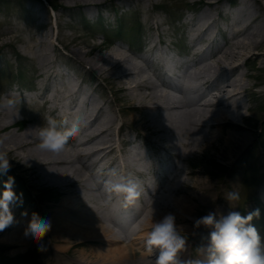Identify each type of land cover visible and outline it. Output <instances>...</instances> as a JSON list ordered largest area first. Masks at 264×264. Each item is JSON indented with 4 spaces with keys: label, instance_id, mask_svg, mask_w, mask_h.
Listing matches in <instances>:
<instances>
[{
    "label": "rangeland",
    "instance_id": "obj_1",
    "mask_svg": "<svg viewBox=\"0 0 264 264\" xmlns=\"http://www.w3.org/2000/svg\"><path fill=\"white\" fill-rule=\"evenodd\" d=\"M51 1L53 4H56L58 8L53 9V6L51 10ZM69 1L70 0H0V102H3L5 97L10 95H18L21 101L15 109L0 108L1 118L6 116L5 114L8 110L14 113L16 125L14 124L11 126L7 132L15 136L22 134L20 141L22 140V143L25 142L26 145L24 147V153L21 154L23 158L21 155H19L18 158L13 153L15 150L13 146H16L19 140L3 141L5 146L2 144L0 147L6 151L11 150V153L8 154L11 164L10 170L14 168L15 171L19 173V175L14 178V192L19 197L22 192L21 188L23 187L22 203H18L14 206L12 211L20 215L32 211V209H34L35 213L39 214L38 207L44 205V211L47 213L48 217H51L53 215V210L48 211V205L59 203L65 198L62 194V187H57V185L52 184V181L57 182L58 180L60 183L77 176L75 171L72 170L65 175H58L57 173L51 174V172L45 175L43 169H37L39 174L33 177L35 173H30L25 169L31 164L45 158V156H43L38 159L36 154L37 151L30 153V148L32 149L39 143L37 138V127L43 126V124L46 123L47 117L51 115L48 108L45 110V107L40 105L43 98L46 99L51 97L53 89H65L67 83H72V85H76L78 89L80 87V94H77L78 98L85 95L89 98V104L92 103L97 107L102 106L101 108L104 114L107 110V115L109 117H115L117 120L115 126L112 127L113 137L109 131L106 140H110V138L117 139V135L120 133L119 125H122V130L121 128L120 130L123 138H130L135 134L137 128L136 123H138V120L133 121V118L138 117L140 114L143 116L144 114L142 109L136 104L137 102L134 98L136 91L132 88L133 82H130L132 81L131 75L122 76L121 78V75L125 73L123 71H138L139 73H135V78H146L151 73L149 67L153 62H146L138 53H142L147 41L153 40L156 45L157 41H159L160 45L158 49L155 48L151 56L153 59L163 60V64H165L166 61H170L172 58H178L180 49L184 50L186 48L181 38L186 36V33L184 34L186 26L187 29L190 30L189 22L192 24V22H196L207 13L213 14L216 19V24L211 25L209 32L216 31L214 25L225 26V22L230 15L228 12L234 9L232 8L233 4L239 0H219L217 7L219 6L218 9H220V13H217L214 7L206 8V6H196L200 0H121L119 2H122L120 4V6L123 5L122 7H119V3L114 0H103L102 2L92 4L93 6L83 4H81V6H73L68 4ZM142 1H144V4ZM140 6H142V8ZM137 25L141 27V31L139 32L141 43H139V46L134 44V35L137 31ZM121 26L124 35H115V31L118 33ZM219 35L222 34L217 33V36ZM178 45L180 46L178 47ZM113 49L120 52L121 55L127 59L120 58L119 55H117L116 61H119L121 65L115 69L109 70L115 56L110 57L107 56V54L109 55ZM133 51H136V53ZM42 53L47 55V62L44 64H42L41 59L37 57L38 54ZM95 56H98L100 59L95 58ZM92 58H95V64L91 63L90 65L89 61L91 60L93 62ZM134 62L138 63L139 66L135 67L133 64ZM192 62L193 61L190 60L187 61L190 66L187 67L188 69L186 71H192V69L196 67L194 66V62ZM86 63H88L89 66ZM187 63H185V65ZM247 63L243 65L244 67L242 66L240 68V73H238L240 76L237 74L236 78H241L240 81L245 85L251 86L254 84L255 87L252 86L253 92L257 96L253 97L251 100H248L247 97H242L235 102L241 104L243 108H240L239 113L241 115L244 114L246 118L238 117L233 120L239 127H230V130L232 129L231 133L226 131L223 134L227 137L233 134L232 140H235V143L233 142L232 146H234V150H225L222 146L216 145L219 144L216 142L214 146H209L206 150L199 152L197 156L191 158L192 161L189 159L186 163H178V166L181 168L178 173L181 178L183 177L182 179L191 181L193 176L188 174V172L192 169H198L201 171V173H199L200 175H198L199 177L204 178L205 181L210 180L216 183V187L211 189L209 196L200 198L201 201H198L201 203L197 206L194 204L191 208L193 211L190 210V213L185 214L187 222L184 223L176 219L177 225L180 226L178 230L187 237L188 241V247L184 251L185 253L182 252L181 254V257L185 260L199 259L206 264V257L208 256H203L206 251L201 254L197 249L202 245L206 246L208 244V236L211 229L203 225L196 227L194 222L197 218L206 215L209 211L215 212L217 218L226 216L230 211H239L241 215H247L257 206L264 207V194L259 191L261 184H264V57L259 60L250 58L247 60ZM124 64L128 67H125ZM124 68L126 70H124ZM141 69L143 72L140 74L139 70ZM16 70L20 73L19 79L13 76ZM41 72H44L45 75L41 76ZM244 72L250 73L252 77H243L242 73ZM47 73H51L50 75L52 78L44 80ZM151 81L156 85L155 92L163 91V87H161L158 81ZM119 85L122 87L128 86L129 91L122 90L118 87ZM35 86L37 88L39 87V91L32 97L26 89L35 88ZM38 94H41V100L39 99V101H36L34 99H36V95ZM25 95L33 104H30L31 101L23 104L22 98ZM44 95L46 97H44ZM199 104L196 107L203 112L204 110L200 108L202 105ZM104 108L106 110H104ZM153 112L157 115L156 117L153 115L156 122L167 124L169 121L165 119V117L163 118L162 114L174 113V110L168 108L166 111ZM207 113L208 110H205L202 114ZM184 118L185 117L181 116L182 120H184ZM241 118L242 120L244 118V120L242 121ZM206 121H208V118L205 119V122ZM248 125L251 130L245 128ZM29 127H32L35 133L32 132V136L24 139L26 134H24V129H28ZM138 130L139 128H137V131ZM203 130L205 131L207 129ZM204 131H198V133L200 132L201 134L195 133V135L185 130V134L180 132L178 135L179 137L177 135L173 136H177L175 138H177L178 141L181 139L179 142H188L189 140L196 142L197 140L200 141L202 138L210 136L208 130ZM241 133L250 136L243 150H239L240 148L237 147V136L239 137ZM258 134L260 135L258 136ZM168 135L169 134H167V136ZM4 139L6 140V137ZM29 140H36V143L34 145L28 144ZM261 146H263V148ZM176 148L179 149L178 147ZM18 152L16 151V153ZM223 155L227 157L224 158ZM14 156L18 159L14 158ZM252 167L254 169H250ZM176 172L174 167L171 166L165 180L167 177L172 178ZM248 175L256 182L251 185L246 183V187H244L243 179ZM8 177V174H0V195H2L4 191V183L7 181ZM99 178L101 179L100 192L98 189L94 191L82 190L84 195L83 200H85V202H90V194L92 193L93 196L109 197V193L106 191V183H103L101 176H99ZM21 182L22 184H20ZM176 185L177 184H175V186ZM47 188H51L52 192H57L59 196H52V192L46 191L44 194H39L37 197L36 194L38 191ZM199 189L187 187L184 190L185 192L177 191V193H174L173 188L171 189L167 185L163 190L162 188H152L151 194L148 197V204L152 205L150 208L152 211L156 209L162 210L163 207H172L174 198H186V194H195L201 191ZM231 190H240L239 192L242 197L241 202L234 207L225 199L226 193ZM31 195H36V197L30 201ZM112 196L116 197L114 194H112ZM217 196L219 199L215 201ZM252 198H258V201L254 203L253 200H250ZM73 200L74 202L77 201V199ZM87 204L88 206L90 205L89 203ZM174 211L179 212L177 208H174ZM263 211L260 214L264 216ZM165 214L167 213L164 212V215ZM140 219L141 218L134 224V228ZM251 224L258 230L261 243L264 245V220L258 222L253 218ZM19 225L20 224L16 227L11 225L5 228L2 235H9V232L16 229ZM127 233L130 234L129 229ZM2 239H5V237L0 238L1 249L8 243L7 240L5 241ZM49 239V234L47 233L39 241L32 238L25 249L17 248L15 249L16 251L11 249L13 252L8 250V253L7 251L2 252L0 249V264H21L20 260L8 262L7 259L14 256L16 257V255L23 253V251L25 252V250L31 251L35 246V249H38L36 262L28 264H66V261L68 262L73 258H79L78 249L82 247L89 249L87 244L90 241H86L85 243L79 242L74 245L68 242L67 245H70V247L66 252L61 253L63 257L60 255L59 260L57 259L53 262V247L55 248V246L51 245ZM32 240H34V242H32ZM50 246L51 248H49ZM63 246H66V243H63ZM137 246L138 245H134L133 247L136 248ZM135 250L137 254L142 251Z\"/></svg>",
    "mask_w": 264,
    "mask_h": 264
},
{
    "label": "bare ground",
    "instance_id": "obj_2",
    "mask_svg": "<svg viewBox=\"0 0 264 264\" xmlns=\"http://www.w3.org/2000/svg\"><path fill=\"white\" fill-rule=\"evenodd\" d=\"M102 1L103 0H70L68 4L73 6H81V4L93 6L92 4ZM143 2L144 1H142V3ZM199 3L206 6V8L214 7L216 12L220 13V9H218L219 6L217 7L219 0H200ZM140 7L142 8V6ZM212 24H216V19L213 14L208 13L196 22H192V24L189 22L190 30L187 32V36L194 51L190 54L191 57H189L188 60L193 61L194 66H196L194 68L192 67V71H186L188 69L187 67L190 65L187 63L188 60H185L178 62L177 66H172L174 63L170 61H166L165 64L162 62V65L170 75L168 78L157 72L155 66L159 65L158 63L155 64L151 58V55H153L152 52L155 50L156 46V43L153 40L147 41L146 45L150 44V47L147 50V55L142 57L146 62H153L149 67L151 71L150 75L146 78L142 76L143 79H141L140 77L135 78V73H139L138 71H123L125 73L121 75V78L122 76L131 75L132 81L130 82H133L132 88L136 91L134 98L136 99V104L142 109L144 114L143 116L140 114L138 117L133 118V121L138 120V123H135L137 124V128H139L138 131L136 128L135 138L125 139L123 138V135L119 133L116 140L114 138L106 140L107 133H109V131L113 137L112 127L115 126L117 120L115 117H109L105 108L104 110H106V113L104 114L102 112L101 105V107H97L92 103L89 104V98L85 95L78 98L77 94L80 91V87L78 89V87H76V85H72V83H67V87L65 89H53L51 97L42 99L40 105L44 106L45 110L48 108V111L51 114L58 113V116L67 117L70 121L74 117L79 116L86 124V126L82 127V131L79 136L72 138L69 141L70 148L61 154L41 151L37 148V146L32 149L30 148V153L37 151L36 154L38 159L43 156H45V158L25 168L30 173H35V176L33 175V177H36V174H39L37 169H43L45 175L49 172H51V174L57 173L58 175H65L68 174L70 170L75 171L77 175L73 179H69L65 182L59 183L58 180L57 182L52 181V184L57 185V187H62V194L65 198H63L59 203L48 205V211L53 210V215L51 217H48L47 213L44 211V205H40L38 207L40 212L39 216L50 219L52 222V227L48 234L51 245L55 246V248L53 247V262L57 259L59 260L61 253L66 252L70 247V245H67L68 242L74 245L79 242L90 241L87 244L89 249L85 247L78 249L79 258H73L68 262L66 261V264H154L158 253L154 250L153 253L149 254L145 249L144 243L145 237L151 230L153 223L162 219L164 212L173 213L179 221L184 223L187 222L185 214L190 213V210L193 211L191 209L193 205L195 204L197 206L200 204L201 202L198 200L209 196L211 189L216 187V183L207 179V181H205L204 178L199 177L198 175H200L199 173H201V171L198 169H192L188 172V174L193 176L191 181L182 179L183 177L181 178L178 173L181 168H177L175 165L179 162H188L189 159L197 156L199 152L206 150L209 146H214L216 142L220 144L216 145L222 146L225 150H234V146H232L235 141L232 140L233 134H230L229 137L223 134L226 131L231 133L232 129L230 130V127H239L233 120L238 117H245L243 116L244 114L241 115L239 113L240 108H243L241 107V104L238 102L235 103L234 101L242 97H247L248 100H251L253 97L257 96L253 92L252 86L255 87L254 84L251 86L245 85L242 81H240L241 78H236V76L240 73V68L247 63L248 59L251 58L259 60L264 57V0H241L239 6L232 11L230 18H228L225 22V26L214 25L216 27V31L209 32ZM185 33L186 31L184 30V34ZM217 33L222 34L226 41H224V46H221L214 51V47L212 46L210 48V44L216 41ZM203 46H208V48L206 47L207 50L210 48L208 57L205 56L207 51L206 49L201 51ZM133 52L136 53V51ZM117 55H119L120 58L127 59L122 56L120 52L113 49L109 55L107 54V56L110 57L115 56V58H113V64H111L109 70L115 69L121 65L119 61H116ZM138 55L141 54L138 53ZM37 57L41 59L42 64L47 62V55L45 53L38 54ZM95 58L99 57L95 56ZM95 58H92L93 62L91 60L89 61L90 65L91 63L95 64ZM159 61L162 60L160 59ZM185 63L187 64L185 65ZM133 64L135 67L139 66L136 62ZM124 70L126 69L124 68ZM139 71L140 74L143 72L142 69ZM50 74L51 73H47L44 80L52 78ZM44 75V72H41V76ZM242 75L245 78L252 77V75L247 72L242 73ZM238 76L240 75L238 74ZM179 77L183 80L181 81V86L175 83V81L179 80ZM151 80L158 81L161 84V87H163V91L161 90L159 92H155L156 85H154ZM118 87L124 91L129 89L128 86L122 87L119 85ZM36 96L37 97L34 100H41V94ZM44 97L46 96L44 95ZM201 100H206L202 104V107H200L201 110H204L203 112L196 107ZM31 103L33 104L32 101L30 104ZM168 108L173 109L174 113L162 114V117H165L169 123L165 124L163 122H156L153 115L155 117L157 115H155L153 111H166ZM205 110H208V113L202 114ZM5 115V117L3 116L4 118H1L0 112V140H19L16 146H13L15 149L13 153L19 158V155L24 153V147L26 145L25 142L22 143V140L20 141L22 134L15 136L12 133L7 132V130L16 123L14 120V113L11 110H8ZM181 116L185 117L184 120L181 119ZM206 118H208V121L205 122ZM59 119L62 118L60 117ZM245 128L251 130L249 125ZM203 129H207L210 136L202 138L200 141L197 140L198 142H194L192 140H189L188 142H179L181 139L178 141L177 138H175L180 134V132L185 134V130L195 134L198 133V131H204ZM24 130V134L26 133L24 139L32 136V132L35 131L32 127ZM167 134L170 136L168 135V137ZM198 134L200 135L201 133L199 132ZM173 135L177 136L174 137ZM5 137L6 140L4 139ZM249 137L250 136H246L242 133L239 137L237 136V147L240 148L239 150L244 149ZM137 140L142 141L143 145L147 148L148 155L150 157H155L156 161L143 160V158L140 157L142 154L139 150H135L134 154H129L126 150H122V148H120L124 143L131 144ZM35 143L36 140H29L28 142V144L32 145ZM115 144L118 148H120L123 154L121 164L119 165L121 176H125V173L128 171L138 174L143 179L144 172L142 171L147 169H150V172L153 173L162 171L165 175H167V160H170L172 161L174 170L177 172L174 176H172V178L167 177L166 180L164 179L163 181H159L158 187L164 189V184H166L171 189L173 188L174 193H177V191L183 192L187 187H193L195 189L200 188L199 190H201L195 194H186V198H174L172 201V207H163L162 210L156 209L152 211L148 202L144 200L141 201L139 198L142 202V206L138 208L139 216L135 219V222H137L139 218L141 219L136 224L134 230L130 231L129 235H131L132 238L128 242L119 238L117 231L101 222L92 207L87 204L92 203L95 206H100L101 203H106V198L104 196H93L92 193L90 194V202H85V200H83L84 195L82 193V190L84 189L85 191L101 189V179L99 176L103 174V170L106 169V167L103 166L98 172H96V162L93 161L88 163V161L91 156L100 150L107 151L106 155L110 153L114 155L115 152H117L114 147ZM3 145L5 146L4 142ZM16 151L19 152L16 153ZM7 152L9 154L11 153V150H7ZM223 157L226 158L227 156L223 155ZM14 158L16 157L14 156ZM114 160H116V157ZM100 161L101 159L99 162ZM112 163L113 162L111 161L110 164ZM141 183H143V181H141ZM175 184L177 185L175 186ZM73 199H77V201L74 202ZM218 199L219 197L217 196L215 201H218ZM174 208H177L179 212H176L177 210L174 211ZM12 212L14 215V222L12 226L16 227L18 224L20 225L16 229L10 231L7 236H3V231H0V238L5 237V239H2L8 241L5 246L12 248V250L17 248L25 249L32 239L30 235H25V229L27 228L33 213H35L34 209H32V211L25 212L22 215L16 214L14 211ZM105 213L108 220L115 223L114 216L117 211L115 209H107L105 210ZM122 233H124V231H122ZM32 242H34V240H32ZM63 243H66V246H63ZM134 245L138 246L134 248ZM49 248H51V246ZM135 249L142 251L137 254ZM12 250L11 252H13ZM203 256L206 257L208 254ZM64 259L66 260L65 257ZM207 259L208 257H206V264Z\"/></svg>",
    "mask_w": 264,
    "mask_h": 264
},
{
    "label": "clouds",
    "instance_id": "obj_3",
    "mask_svg": "<svg viewBox=\"0 0 264 264\" xmlns=\"http://www.w3.org/2000/svg\"><path fill=\"white\" fill-rule=\"evenodd\" d=\"M18 95L6 96L0 102V108L15 109L20 104ZM86 126L79 116L71 121H58L48 116L46 123L38 128L37 148L41 151L53 154H61L70 148L69 141L79 136L82 127ZM3 141L0 140V145ZM8 152L0 147V174H7L11 168ZM111 175L116 177L106 183V191L109 193L108 201L112 194L122 196L128 204H134L143 194V185L139 178L121 176L112 170ZM14 178L9 176L4 183V191L0 195V231L11 226L14 222L12 208L22 203V194L17 196L14 192ZM241 193L238 190L228 191L225 199L231 206L241 202ZM259 209L241 215L239 211H230L226 216L217 218L215 212L209 211L206 215L195 220V226L209 227L208 244L197 249L203 254L208 253L207 264H264V245L255 226L251 224L253 218H258ZM52 227L50 219L42 218L33 213L32 218L25 229V235H30L39 241ZM176 216L167 213L162 219L156 221L145 237V249L151 254L156 250L154 264H204L199 259L185 260L181 253L188 247L187 237L178 230Z\"/></svg>",
    "mask_w": 264,
    "mask_h": 264
},
{
    "label": "trees",
    "instance_id": "obj_4",
    "mask_svg": "<svg viewBox=\"0 0 264 264\" xmlns=\"http://www.w3.org/2000/svg\"><path fill=\"white\" fill-rule=\"evenodd\" d=\"M51 3H52V1H51ZM52 5H53L54 7L56 6V5H54V4H52ZM139 30H140V29H138V31H139ZM138 31H137V33H139ZM119 33H122V30H119ZM137 33H136V34H137Z\"/></svg>",
    "mask_w": 264,
    "mask_h": 264
}]
</instances>
